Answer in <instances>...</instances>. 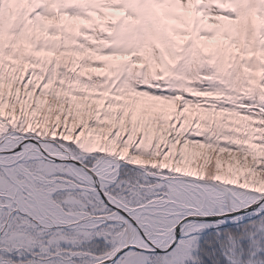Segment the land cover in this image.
<instances>
[{
    "label": "snow or ice",
    "instance_id": "snow-or-ice-1",
    "mask_svg": "<svg viewBox=\"0 0 264 264\" xmlns=\"http://www.w3.org/2000/svg\"><path fill=\"white\" fill-rule=\"evenodd\" d=\"M202 47L123 92L0 80V264H264V92Z\"/></svg>",
    "mask_w": 264,
    "mask_h": 264
},
{
    "label": "trees",
    "instance_id": "trees-1",
    "mask_svg": "<svg viewBox=\"0 0 264 264\" xmlns=\"http://www.w3.org/2000/svg\"><path fill=\"white\" fill-rule=\"evenodd\" d=\"M81 22L63 19L57 31L59 37L54 38L45 33L46 22L27 11L22 2L5 0L0 8V74L9 71L16 73L21 69L46 71L64 65L93 85L91 90L84 88V91L104 87L109 93L114 87L118 92H123L129 86L135 87L141 83L150 86L153 80L185 78L190 75L192 59L190 57L182 61L180 54L182 45L186 43L180 35L185 37L186 31L180 33L177 43L169 41L156 28L148 31L147 47L135 54L133 63L116 64L106 52L104 41L107 37L98 33L93 25H90L93 29L87 33ZM198 41L202 53L208 51L202 45H217V41L207 42L201 37ZM156 42L162 44L161 50ZM248 47L244 52L238 48L229 49L232 65L237 69L236 78L242 87L264 92V46H256L260 49L256 52ZM137 62L144 64L143 69L137 68ZM105 98H108L107 95Z\"/></svg>",
    "mask_w": 264,
    "mask_h": 264
},
{
    "label": "rangeland",
    "instance_id": "rangeland-1",
    "mask_svg": "<svg viewBox=\"0 0 264 264\" xmlns=\"http://www.w3.org/2000/svg\"><path fill=\"white\" fill-rule=\"evenodd\" d=\"M113 1L114 0H112V2ZM233 1L239 8V14L236 20L230 21L228 24H226L227 22H226V19H224L223 15H225L226 10L228 9L229 5L233 4ZM242 1H245V0H241V2ZM156 2L159 3L160 5L164 4L172 8L178 7L179 9H185L191 13L194 12L193 14L201 16L203 20L208 21L210 24L219 25L220 32H223L221 33L220 36L224 43H227L228 40L230 39V36L232 34L231 32L232 28L237 29L239 32V35L245 34L244 31L246 30L248 26H250L253 20L264 19V10L255 2H251L250 8L248 7L244 8L238 0H220L214 5L205 7L204 9H202L203 0H156ZM56 5H57V0H47V7L45 11L43 12V16L46 17L48 21L50 22L49 29L51 31H55V27H56V18H57ZM80 5H82V3H80V0H78V5L73 8L72 14H78L81 12V8L79 7ZM114 7L122 12V14L125 17V22L128 25L137 21L138 13L133 6L118 5ZM49 35H51V33H49ZM116 49L117 51L113 52L114 60L116 61L129 60L131 58L132 56L131 48H127L121 51L118 46L116 47ZM185 50H188V49L186 48ZM186 54L187 53L185 51L184 55ZM56 56H58L57 53H56ZM14 58L15 60L17 59V57H14ZM41 62H43V59H41ZM13 74H15L14 71L13 72L9 71L8 73L3 72L2 74H0V80H3L6 77L11 76Z\"/></svg>",
    "mask_w": 264,
    "mask_h": 264
}]
</instances>
